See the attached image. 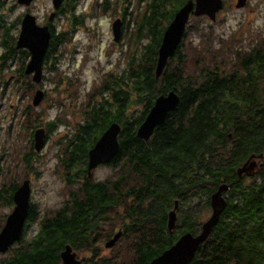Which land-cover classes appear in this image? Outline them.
Wrapping results in <instances>:
<instances>
[{
  "label": "trees",
  "instance_id": "1",
  "mask_svg": "<svg viewBox=\"0 0 264 264\" xmlns=\"http://www.w3.org/2000/svg\"><path fill=\"white\" fill-rule=\"evenodd\" d=\"M92 1V13L107 8L108 0ZM123 1L112 0L109 9L124 26L117 43H131L124 63L104 72L84 99L81 94L77 101L74 91L66 105L79 118L67 123L66 184L73 176L80 182L56 208L41 210L31 203L20 239L0 253V264H57L66 244L81 264H148L182 233H198L222 183L228 186L221 193L225 206L188 264H264V36H218L205 15H190L181 42L155 78L162 33L187 0H133L130 12ZM83 15L70 9L68 28L79 26ZM15 38V32L1 28V43L12 45ZM6 55L0 59V87L15 93L34 87L22 74L26 57L11 72ZM50 64L44 68L52 70ZM64 79L63 74L53 86L58 94L66 90ZM169 90L179 96L176 108L148 140L137 137L152 101ZM20 114L16 122L30 128L32 111L24 108ZM111 122L120 124L119 148L109 162L113 170L98 180L87 178V151ZM251 155L255 169L237 177V168ZM14 185L0 191L7 207ZM175 202L169 230L168 212ZM33 223L37 231L27 236ZM118 230L111 254L103 255L99 242ZM123 253L127 257L121 259Z\"/></svg>",
  "mask_w": 264,
  "mask_h": 264
},
{
  "label": "water",
  "instance_id": "2",
  "mask_svg": "<svg viewBox=\"0 0 264 264\" xmlns=\"http://www.w3.org/2000/svg\"><path fill=\"white\" fill-rule=\"evenodd\" d=\"M27 3L30 0H19ZM61 0H52L51 3L58 7ZM246 3V0H236L235 7H241ZM223 6V0H187L180 6L173 17L167 23L162 36L159 47L157 49L156 64L154 69L155 78L161 74L165 62L174 54L175 48L179 45L189 16L205 15L208 19L214 20L216 13ZM21 27L16 40L17 47H24L29 51V59L26 62L23 71L25 74H31V80L39 83L42 78V63L44 54L48 47L50 32L46 26H40L35 23L34 17L25 13L22 16ZM122 21L119 17L112 20V40L119 41ZM32 103L37 105L42 98V90L36 89L33 93ZM179 96L173 91L169 90L165 94L158 95L149 108L144 119L136 128V136L148 140L151 136L154 127L161 124L169 111H173L178 104ZM120 124L111 122L100 136L93 143L92 147L87 152L86 173L88 177L92 176V169L98 165L107 164L111 161L117 153L119 144L117 143V135L119 133ZM43 130L37 129L34 133L33 146L36 150L40 148L43 139ZM261 156V155H259ZM255 155L249 156L240 167L237 168V177L242 173H249L256 167ZM28 180H24L14 190L12 194L13 208L10 210L5 218L4 224L0 229V253L6 252L10 246L18 241L21 237L25 218L30 206ZM228 190L225 183L220 184L211 196V212L210 215L202 222L198 233L192 234L190 232L182 233L174 243L168 248L164 249L159 255L153 257L148 264H188L195 254L198 246L203 242L211 232V229L218 220V215L222 212L225 201L221 193ZM173 208L168 212L167 227L170 230L175 221L176 202ZM120 230L115 232L111 238L105 243V247L113 246L117 238L120 236ZM57 264H81L80 259L76 257L75 251L69 244H66L60 252V261Z\"/></svg>",
  "mask_w": 264,
  "mask_h": 264
},
{
  "label": "rangeland",
  "instance_id": "3",
  "mask_svg": "<svg viewBox=\"0 0 264 264\" xmlns=\"http://www.w3.org/2000/svg\"><path fill=\"white\" fill-rule=\"evenodd\" d=\"M111 1L112 0H108L106 2L107 8L104 11L102 9H97L94 13L91 12L92 0H75L73 3L74 6L71 12H83V19L79 26L75 25L71 27V30L68 28L70 27V18H67L66 28L67 37L69 39H67L65 51L62 53L63 58L61 57V59L55 63L56 70H45V77L47 78L43 79L42 82V86L45 88L56 86L55 82L64 74L65 81L62 83V87H65L66 90L64 92L67 91V94L64 96V92H62L61 95H63L64 98L67 97V102L74 97V91H77L79 94L78 97H74L77 101H79L78 98L81 94L84 99L85 91L92 89L99 81L98 78L101 77L104 72L118 69L120 65L124 63L125 54L130 48V46L127 45L131 43L126 39L119 44L111 39L112 29L110 25L112 20L117 18L116 16L118 15V13H112V9H109L111 7ZM127 2H129V4ZM235 2L236 0H224L225 8L217 12L213 21L205 16V20L212 24L213 31L217 33L216 35L227 36L235 32V36L246 37L245 40L255 39L259 35L264 36V0H246V3L241 7H235ZM121 3L122 6L127 5L129 7L127 11L133 8L135 4L133 0H125ZM206 24L207 23H205V25ZM69 32L70 37L68 35ZM192 36L197 38L195 34ZM6 75L9 77V74ZM48 92L50 97L53 96L49 90ZM85 100H87V98H85ZM40 102L41 100L39 103ZM56 102L55 100H47L43 104L42 107L47 109L48 116L56 113L57 109L51 108L53 104L56 105ZM11 118L13 120V117L10 115L6 116L5 121L2 120V117L0 118V127H3V129H0L1 163L8 162L6 164L4 163V169H6L7 172L14 171V173H17L19 176L18 180H21L25 173L21 170L19 171L15 164L19 161L17 160L20 156L19 154L27 149V143L22 133H20L21 136H18L16 142L13 136L8 137V141L5 140L8 133L5 128L7 124L10 123L9 120ZM44 118H46V114L42 115L40 120L43 121ZM66 119L67 123L69 122L70 124L71 122H76L79 118L67 111ZM12 122L16 123L14 121ZM51 150L52 148L50 149V147H47L46 157L42 161V167L46 169L44 171L45 174H43L40 180L34 183L36 187L35 190H33V198L37 199L35 204L41 210L45 207L56 208L61 204V202H58L61 195V193H59L61 188H57L58 183L52 180L48 172L53 165V161L49 158L50 153H48L51 152ZM93 170V176L98 180L110 175L113 169H111L110 166H98ZM0 181H2V177ZM74 185V182L67 184V191L70 186ZM12 208L13 206L5 207L0 204V221H2V224H4L6 218L4 216L7 215ZM210 212L208 215H210ZM36 230V225L33 223L29 226L26 235H34ZM122 250L123 249H118L117 251L122 252ZM110 252L111 251L103 250L102 254L110 255ZM120 256L121 259L127 257L126 253L120 254Z\"/></svg>",
  "mask_w": 264,
  "mask_h": 264
},
{
  "label": "flooded vegetation",
  "instance_id": "4",
  "mask_svg": "<svg viewBox=\"0 0 264 264\" xmlns=\"http://www.w3.org/2000/svg\"><path fill=\"white\" fill-rule=\"evenodd\" d=\"M67 0H61L58 7H55L52 2V0H30L26 4L23 2H20L19 0H0V30L1 28H8L15 32L16 38L12 42V45L10 43H1L0 41V59L3 58V55H6V61L10 63L9 69L11 72H14V69L16 65H18L24 57H26V62L29 59V51H27L24 47H17L16 46V40L19 33V29L21 27V21L23 19L22 16L25 15V13L31 14L34 19L35 23L40 26H46L50 32V38L48 41V47L44 54L43 63H42V78L39 80V83H32L35 84L34 87L30 86L27 89H18V91L11 92L14 90L12 87H0V118L2 117V120L5 121L6 116L10 115L13 117L12 121L16 122L17 119H21L22 116L20 112L24 108H28L32 111V119L33 124L29 128L30 124H22V123H13L11 122V128L8 131V125L5 128L7 133L6 141H8V137L13 136L14 141H17V137L21 136L20 133L23 134V136L26 138L27 143V149L22 151L17 158L19 160L15 166H17V169L19 171L25 173L24 177L21 180H18V174L13 173V175L8 176L7 170L4 169V166L8 162L1 163L2 156L0 155V178L2 177V181H0V191L8 190V188L11 187V185L15 186V189L20 185L24 180H28L29 182V188H30V195H29V202L30 205L35 204L37 199L33 198V190H35V185L38 180L45 174V170L42 167V161L46 157L47 153V147L52 148L51 152L49 154V158H51V161H53V165L48 170L50 173L52 180L58 183L57 188H61L59 193L60 199L58 202H67V141L70 139V136H67V97L64 98V96L67 94L64 92V96L61 94H58L59 88L57 87H49L45 88L42 86V82L45 76V64L47 62H51L50 68L53 70H56L55 63L61 59L63 56V52L65 51V47H67V12L73 8V3L75 0L70 1L69 4L66 2ZM82 21V19H81ZM122 26V25H121ZM124 31V26H122L121 29V37ZM11 37V36H10ZM120 37V38H121ZM63 58V57H62ZM24 68V67H23ZM65 73V72H64ZM22 74L26 75L31 80V74H25L24 71ZM15 76V75H14ZM42 90V98L41 102L36 105H33L32 103V97L34 91L36 89ZM48 90L53 94V96H49ZM11 94H9L10 92ZM9 94V96H7ZM47 100H55L56 105L53 104L51 108L57 109L56 113L48 116L47 109L45 107H42L43 104ZM8 107L9 109H7ZM24 107V108H23ZM46 114V118L41 121V116ZM10 120V121H11ZM52 124V128L48 130L47 125ZM48 123V124H47ZM1 126V123H0ZM29 128V129H28ZM0 129H3V127H0ZM4 129V130H5ZM37 129L43 130V139L41 142L40 148L38 150L35 149L33 146V139H34V133ZM17 130V132H15ZM1 133V132H0ZM28 141V142H27ZM88 152V151H87ZM44 155V156H43ZM87 164V159H86ZM98 166H110V163L98 165ZM97 166V167H98ZM95 167V168H97ZM94 168V169H95ZM85 170V168H84ZM93 170V169H92ZM94 171V170H93ZM87 178H92L93 176ZM29 174V175H28ZM81 174V173H80ZM20 175V173H19ZM70 181L74 182L75 184H78L80 182V179L77 177H72ZM1 206H7L6 202H0ZM60 204V205H61ZM12 201V206H13ZM59 205V206H60ZM25 229V224L23 226V230ZM28 230V229H27ZM37 231V230H36ZM27 232V231H26ZM25 232V233H26ZM119 238V237H118ZM117 238V240H118ZM117 240L115 241V244L117 243ZM107 240H104L103 242H99L100 250L101 252L109 251L113 248V246L105 247L104 243ZM114 244V245H115ZM73 250V249H72ZM74 251V250H73ZM76 253V252H75ZM77 257V254H76ZM78 258V257H77ZM79 259V258H78Z\"/></svg>",
  "mask_w": 264,
  "mask_h": 264
},
{
  "label": "bare ground",
  "instance_id": "5",
  "mask_svg": "<svg viewBox=\"0 0 264 264\" xmlns=\"http://www.w3.org/2000/svg\"><path fill=\"white\" fill-rule=\"evenodd\" d=\"M181 42V41H180Z\"/></svg>",
  "mask_w": 264,
  "mask_h": 264
}]
</instances>
